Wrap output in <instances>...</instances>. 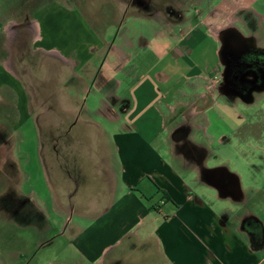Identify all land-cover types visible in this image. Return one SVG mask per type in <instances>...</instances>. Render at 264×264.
Returning <instances> with one entry per match:
<instances>
[{
    "label": "crops",
    "instance_id": "1",
    "mask_svg": "<svg viewBox=\"0 0 264 264\" xmlns=\"http://www.w3.org/2000/svg\"><path fill=\"white\" fill-rule=\"evenodd\" d=\"M218 4L219 13L232 17L243 10L264 23V11L255 7L264 9V0ZM68 5L48 0L33 4L31 22L37 33L32 42L25 36L30 54L19 53L18 69L13 67L14 53L9 62V53L0 49V109L14 113L8 123L7 112L0 117V125L8 124V130H0V152L13 157V132L27 124L34 129L35 168L57 218L65 221L68 212L79 213L82 219L105 224L101 235L113 232L117 237L99 249L86 238L83 253L103 255L101 264L112 248L118 249V264H264V153L258 154L257 165L237 152L236 166L243 167L207 169L181 159L182 165L173 167L163 159L162 138L151 127L157 121L169 133L171 124L185 120L181 109L188 108L190 122L196 124L202 108L213 107L203 94V84L219 66L213 26L184 17L172 23L163 11H140L134 0H101V20H94L79 1ZM49 67L56 68L52 72ZM45 76L50 88L41 97L35 84H45ZM64 87L85 92L84 103L73 104ZM262 112L258 141L264 144ZM79 124L88 129L86 153L94 140L102 148L100 167L85 169L79 161L80 138L73 131ZM170 148L165 153L175 156ZM15 163L13 158L3 166L15 171ZM212 170L213 176L223 171L231 177L229 188L208 179ZM85 173L102 186L88 202L84 192L76 200L81 189L90 195ZM18 184L8 180L0 210L32 203V192ZM200 185L211 190L206 200L198 195ZM156 187L159 201L147 203ZM125 238L135 243L123 247Z\"/></svg>",
    "mask_w": 264,
    "mask_h": 264
},
{
    "label": "rangeland",
    "instance_id": "2",
    "mask_svg": "<svg viewBox=\"0 0 264 264\" xmlns=\"http://www.w3.org/2000/svg\"><path fill=\"white\" fill-rule=\"evenodd\" d=\"M36 1L38 0H0V49L2 48L9 53V62L11 61L10 58L13 57L11 54L14 53L15 59L13 60V67H17V69L19 67L17 64L19 53L21 54L25 50V53H27L26 57H29L30 49L26 42H32L37 33L36 25L31 22L30 12ZM41 1L44 2L46 0ZM77 1H79L80 5L88 11L87 13L89 15L93 16L94 20L104 19L105 14L103 11H97L100 7L101 0H85V3H83V0H48L49 3L53 2L61 6H65L66 3L69 4L68 6H71L77 4ZM218 3L219 0H153L150 5L151 8L163 12L167 6L172 7L175 13L180 16L168 17L172 23L177 22V20L182 21L183 17L191 19L192 22L199 20L207 23L209 22L210 26H213V40H217L215 47L218 46L217 56L219 57L221 42L219 41L218 35H220V31H225V29L226 31L233 30L238 32L240 36H244L247 39L249 38L248 40L252 39L251 42L255 49H257V47L264 48V23L259 24L257 16L252 12L241 10L230 17L229 12L226 14L219 13L220 7ZM136 4L140 11L145 10L140 4ZM194 6L198 11L193 9ZM255 7L259 12L264 11V9L259 8V4H256ZM25 12L28 14L27 16L30 19V22L28 19L26 20L27 16L25 15ZM181 16L183 17L181 18ZM25 36H28L26 42L24 41ZM2 46H4V48ZM5 62H8V60ZM218 63L219 66L216 69H213V76L208 78L205 84H203V94H205L213 103V107L211 106V108L208 106L205 107V109L202 108L204 113L201 117H198L195 122L196 124H199L200 129L197 128L196 124L190 122L188 108L183 112L182 109L180 110L179 113L185 117V120L171 124L169 127V133L160 126L159 122L153 121L151 124L153 131L159 133L162 138L161 144L163 147H159V149L163 154V159L173 167H180V165H182L181 160L184 163L190 162L188 159L186 160L184 154L179 151L178 148L179 146L181 147L182 144L177 143L183 141H175V134L176 136H180L184 135V132H186L187 140L189 142L195 144L198 148L204 149L206 153L203 161L204 166L207 169H211L213 168L210 167L213 166V151L217 148L213 141V131H217L218 133L230 132L228 129L229 127L226 124H219L221 123L222 118L259 116L261 115L260 113H263L262 111L264 108L262 106L244 107L243 105H231L227 107L222 103V99L217 98L216 88L217 85L220 84L218 81L222 76V66H220L222 65L221 59L220 61L218 60ZM49 68L53 72L56 67ZM182 68L184 69V67ZM46 76H49V74ZM20 78L24 81V78ZM29 79L33 78L30 77ZM44 82L45 84L40 82L35 84L36 88L41 91V97L45 95V92L48 93V89L50 88V85H48L49 81L47 82V77ZM25 86H27V84H25ZM62 91L67 97H70L72 103L76 105L80 104L77 103L78 100H83V104L87 97L85 92H71L65 87ZM91 102L92 99L89 98L87 104H90ZM201 106L203 105L201 104ZM3 112H7L8 114V116L5 117L7 123L14 119L12 109H0V117ZM82 116L87 117V114L84 113ZM91 119L98 120L97 117H92ZM213 124L216 126H213ZM256 124L257 123H245L239 125V127H241H238L239 129H237L234 134H231L229 140L231 141V145L233 144L232 147L225 148L223 146L216 149L217 155L219 156L218 158L223 160H225V158L230 159L229 161L232 167H243L239 166L241 164L236 166V164L240 163V161L237 162L238 156L236 153L241 152V154L245 155L246 161H248L247 163L251 162L254 165H257L258 154L260 155L264 153V144L261 142H254L253 145L246 147L241 142L240 147V144L237 142L242 134H245V137H249L250 139H255L254 133L257 132L255 128L259 126ZM2 127L8 130V124L0 125V130ZM20 130L21 131L19 132L14 131L12 134L14 146L11 154L13 157L5 156L0 152V195L6 190L5 186L8 183V180L11 179L14 180V182L19 183L18 185L21 190L32 192L30 195L32 203H28L20 210H17V207L15 206L11 208L9 212L7 211L8 213L0 210V264H101L103 255H99L95 252L88 257L86 253H83L82 248L87 241L86 238L94 240L95 249H99V247L104 245L113 244L116 241V235L113 232L107 236L101 235L99 231L105 227V224L102 225V222L100 224L98 221V223H92L91 220L82 219L79 213L72 211L68 212L67 215H64L67 216L65 221L57 218L58 214L52 209L50 204V196L47 188H45V181L39 170L35 168L38 167V163L35 155L36 149H34V129L27 124L26 126L24 125V127H21ZM73 131L77 133L80 138L78 145V158L82 167H85V169L87 167H100L102 148L96 140L93 142L94 145L92 146V151L89 150L88 153H86L87 126L79 124ZM177 139H181V136ZM165 140L167 141L166 143ZM170 141L173 142V146H171ZM169 146L171 147L172 154L175 156L170 157L165 153ZM13 158L17 167H11L10 170L15 169V171L9 172L8 167H4L3 165L4 163L13 162ZM85 174V185L87 186L86 188H90V195L87 192L88 189H81L77 194L76 200H78L79 197L82 200L83 197L81 194L84 192V201L88 202L94 192L102 186L101 184L99 185L96 180L94 181L92 176H89L88 173ZM6 175L9 176H7L9 178L8 180ZM200 186L203 188L201 194L198 195L205 200L208 199L211 190L203 185ZM152 198L154 200L153 202L159 201L157 187L154 191L153 197L147 198V203L152 202ZM34 204H36V207ZM91 223L93 224V232L92 235L88 236L87 227ZM129 239L130 238H125L123 240V247L135 243ZM113 249L114 248L111 249L112 251L109 252L104 260L106 264H110V260L115 264H118L114 261V256L118 249Z\"/></svg>",
    "mask_w": 264,
    "mask_h": 264
},
{
    "label": "flooded vegetation",
    "instance_id": "3",
    "mask_svg": "<svg viewBox=\"0 0 264 264\" xmlns=\"http://www.w3.org/2000/svg\"><path fill=\"white\" fill-rule=\"evenodd\" d=\"M134 1L140 4L146 11L153 13L157 11L155 8H151L150 4L153 0ZM193 9H196L195 6ZM164 13L169 18L180 17L179 14L175 13L172 7L167 6V8L164 9ZM182 17L183 16H181V18ZM225 31H220V35H218L219 41L221 42L219 50L220 57L218 56V60L220 61L221 59L222 61V65H220L222 66V76L218 81L220 84L217 85L216 88L217 98L222 99V103L227 107L231 105H243L244 107L264 106V48L257 47V49H255L251 42L252 39L248 40L249 38L247 39L244 36H240L238 32L233 30H228L226 33ZM259 116L222 118L221 123H217L226 124L229 127V131L232 132L218 133L217 131H213V141L217 147L216 149L223 146L225 148H231L233 145H231V141H229L231 134H234V132L241 127H239V125L245 123L258 124ZM213 126L216 125L213 124ZM255 130L257 131L254 133L255 139H250L249 137H245V134H242L237 140L240 147L241 142L246 147L253 145L254 142H259L258 127L255 128ZM180 136L182 140L177 139L180 138ZM180 136H176L175 134L174 139L175 141H183L177 144H182L178 149L184 154V158L190 161L186 164L188 166L192 165L193 167H205L203 163L206 154L204 149L198 148L195 144L189 142L186 132H184V135ZM216 149L213 151V166L210 167H232L229 161L230 159L225 158V160H223L218 158L219 156L217 155ZM208 175V179L212 182L214 177V179L221 182L226 188H229L232 182L231 177L226 175L223 171H219L213 176L212 170Z\"/></svg>",
    "mask_w": 264,
    "mask_h": 264
}]
</instances>
